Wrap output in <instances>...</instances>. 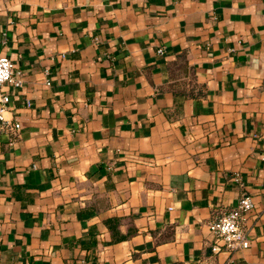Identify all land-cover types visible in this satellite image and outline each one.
Masks as SVG:
<instances>
[{
    "label": "crops",
    "instance_id": "crops-1",
    "mask_svg": "<svg viewBox=\"0 0 264 264\" xmlns=\"http://www.w3.org/2000/svg\"><path fill=\"white\" fill-rule=\"evenodd\" d=\"M0 54V264H264V0H0Z\"/></svg>",
    "mask_w": 264,
    "mask_h": 264
},
{
    "label": "built area",
    "instance_id": "built-area-1",
    "mask_svg": "<svg viewBox=\"0 0 264 264\" xmlns=\"http://www.w3.org/2000/svg\"><path fill=\"white\" fill-rule=\"evenodd\" d=\"M159 51L162 52L163 49L159 48ZM3 84L14 87H22L24 84L23 72L6 54H0V129L17 132L21 126L20 122L12 121L5 115L10 101V93L1 91ZM254 207L253 196L249 193H243L234 207L213 216L209 220L210 231L215 236L212 244L213 251L247 248L251 244L246 222Z\"/></svg>",
    "mask_w": 264,
    "mask_h": 264
}]
</instances>
